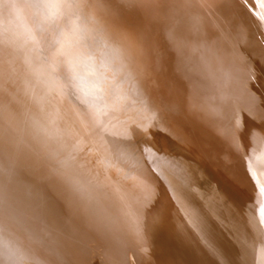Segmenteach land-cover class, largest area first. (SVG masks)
I'll use <instances>...</instances> for the list:
<instances>
[{
  "label": "bare ground",
  "instance_id": "1",
  "mask_svg": "<svg viewBox=\"0 0 264 264\" xmlns=\"http://www.w3.org/2000/svg\"><path fill=\"white\" fill-rule=\"evenodd\" d=\"M44 1L46 5L51 0ZM194 1H177L183 8L182 19L176 16L175 9L162 12L158 9L159 0H150L146 28L147 37L150 38L148 42L153 45L149 48L152 50L146 53V58L140 43L125 52V39H129L125 34L126 25L136 7V4H132L134 8L129 12L130 0H103L100 5H93L88 10L86 18L83 16L85 0H64L65 7L57 14L60 21L57 35H38L41 32L36 15L31 36L0 40L1 158L5 155L13 158L17 153L15 149L22 148L17 154L19 157L15 156L24 162L35 155L37 142L43 138L49 139L52 145L48 156L64 147L60 139L63 114L56 107L43 104L42 97L49 100V96L53 95L49 82L57 85V82L68 79L64 70L59 71L53 64L52 52L58 50L60 33L74 19L66 14L73 9V2L78 13H81L78 18L89 25L85 35V51L93 57L88 61L82 60L80 56L73 57L71 63L74 74L78 64L96 68L106 56L107 47H113L112 54L107 57L111 60V71L134 76L136 69L142 70L148 79V83L143 86L147 96L145 100L150 101L158 111L147 105L148 109L165 123L161 155L154 171L156 174L153 179L149 178L150 185L130 190L133 194H128L131 200L127 204L124 201L125 206L124 198L120 195L108 198L86 185L77 186L73 206L65 208L66 212H70L68 216L65 214V224L46 203L41 208L37 205L29 208L26 204L28 208L25 207L18 217L15 214L11 216V209L2 204L0 211L14 226L9 225L11 228L4 231L8 239L14 241L15 247L18 246L17 250H12L20 261L36 264L38 257H43L54 264H126L135 252L136 256L144 254L145 257L149 254L150 259L157 263L176 264L171 258L170 248L196 247L199 238L206 244L211 232L209 224L218 221L225 233L220 242L217 241L220 249H210L204 253L206 261L212 258L210 252L223 256L228 262L244 254L255 255L260 252L259 244L264 239V197L259 192L264 189V166H260L259 162V157L264 154V64L259 57L264 54V0H244L243 3L234 0L230 6H225V0H197L201 9ZM193 4L197 7L194 8ZM170 13L179 20L178 30L166 28L164 21L170 18ZM175 36L198 51L197 62L187 72L193 82L195 96L190 102L178 100L174 103L172 100L175 94H180L184 89L177 92L172 89L178 81L173 74V70L177 69L171 57L166 62L162 57L165 53L163 41L168 38L170 41ZM23 44L27 49L26 54L23 53ZM34 50L41 52L44 58L42 62ZM96 52L99 53L97 56ZM48 73L51 74V81L47 78ZM124 93L138 95L135 87L130 86H126ZM72 108L77 109V106ZM241 114L246 117L240 119L242 123L235 129V139L230 140L232 149L228 150L223 146L221 128L225 127V123L230 125L236 117L242 118L239 117ZM167 127L172 133H166ZM157 128L156 124L151 131L155 132ZM149 135L139 141L142 148L151 145L146 142ZM224 151L232 159L230 167L222 165L220 155ZM17 160L14 163L16 167ZM107 161H102L100 167L104 170L111 168L112 171L115 165ZM4 162L6 165L7 162ZM7 165L6 169L10 168ZM14 169L9 170L13 172ZM197 172L205 173L204 180L199 183L195 179ZM231 174L239 177L242 187L230 181ZM33 175H29V178ZM217 180L219 185L231 182L239 190L241 200L228 196L226 190H220ZM253 190L256 193L249 197ZM128 191L125 187V194ZM207 194L214 197L210 200L211 212L206 216L210 223L193 213L195 203L198 204L200 197ZM157 195L168 209L163 230L153 225L151 215L154 213H149ZM118 197L120 202L116 199ZM41 210L44 212L40 216ZM121 210L130 216L133 229L123 222L116 225L115 229L111 226L110 219L114 215H124ZM88 211H93L94 215L97 213L96 222L91 220V212ZM35 215H38L36 220L31 217ZM16 230L20 232L19 238L14 235ZM4 236V233L0 234L6 242ZM157 238L163 245L156 242ZM23 249L29 256L20 257ZM191 250L195 251L194 248Z\"/></svg>",
  "mask_w": 264,
  "mask_h": 264
},
{
  "label": "rangeland",
  "instance_id": "2",
  "mask_svg": "<svg viewBox=\"0 0 264 264\" xmlns=\"http://www.w3.org/2000/svg\"><path fill=\"white\" fill-rule=\"evenodd\" d=\"M51 1L45 5L44 0H31L33 4L38 5L35 8L36 15H38L37 25L39 31L41 32L38 35H45L48 33H51L52 35L58 34L57 27L60 21L59 18H57V14L63 9L54 4L53 0ZM63 1L64 0H62V2ZM102 1L103 0H85L83 16L86 18L88 10H90L93 5H100ZM177 1L178 0H159L158 9H161L162 12L168 10L171 12V10L175 9L174 12L176 13V16L178 15L183 19V8L179 6ZM194 2H196L198 8L201 9L200 3H198L197 0ZM132 4H136V7L134 9L133 15H131L126 25L125 34L126 38L129 39H125V52L134 44L140 43L143 48L144 57L146 58V53L148 54V52L152 50L149 48H151L150 46L153 45L148 42L150 38L147 37L148 35L146 28V23L148 20L146 19L148 15L147 12H150V0H130L128 8L131 9L129 12H132L134 8ZM73 5L74 6L71 12L66 13L70 19L78 18L81 15V13H78L75 2H73ZM196 5L194 6L193 4V7H197ZM170 14V18L164 21L166 28H171L172 31H174V29L178 30L177 23L179 20L174 19L172 16L174 15L173 13ZM32 34L33 32L31 33V30H29L25 36L29 37ZM24 45L25 44L22 45L24 48L23 53L26 54L27 49ZM112 48L113 47H107L106 56L103 57L96 68L86 66L85 64L76 65L77 67L75 70V76L78 79H81V90H77L75 87L71 86L68 79L67 81H59V83L57 82V85H55V83L53 84L49 82V89L53 95L49 96V100H47L45 97H42V102L46 106L48 105L49 107H56L64 115H62L63 125H61L60 130V139L63 141L64 145L62 149L53 151V153L48 156V152L52 145L49 139L43 138L37 142L35 147V155L28 157V160L25 159V163L23 161H21V163L16 159L19 157L17 154L22 150V148L15 149V151H17V153H15L17 157L15 155L12 156L13 158L10 157L11 161L13 159L12 162L9 160L10 155H8V157L6 155L5 157L2 156L3 158L0 157V163H2L0 164V175L2 176H0V207H2L1 205L4 204L5 207L11 209V216H14L13 214H15L16 217H18L19 213L25 211V207H27L26 204L29 205V208H31L33 205L42 207L44 206L43 204L46 203L47 206L51 207L57 212V215L64 221L65 224L67 222L65 214H67V216L70 214V212H66V210L73 206V202H75L74 195L76 194V188L79 185H86L108 198L120 195V197L125 199H123V205L124 201L127 204L128 201L131 200L129 195L133 193L132 191L130 193V190L142 189L145 188L146 185H150V180L153 179L154 175L156 174L154 171H156L157 159H159L161 155V140L165 133V123L154 113H152L150 111L151 109H148L147 105H149L150 108H155V110L158 111V108L152 106L153 104L150 101L145 100L147 96L143 91V86L148 83V79L144 77L142 70L139 71L136 69L134 76L124 72L115 74L113 71H111V60L109 58L107 59V57L112 54ZM162 49L165 52L162 56L164 61H168V59L171 57L174 67L177 69L176 71L173 70V74L178 81L176 83L174 82L175 84L173 85L172 89L176 92L179 89H184L180 94H175L176 97L172 98V100H174V103L178 100L185 102L193 101V98L195 97L192 90L193 82L187 75V72L190 70V68H192V66L195 65V62H197V49L193 46L191 47L182 40H178L177 36L172 37L170 41L169 38L166 41H163ZM34 52L36 56L41 57L39 58V61L42 62L44 58L41 52L39 50H34ZM62 53H64V49L62 47L59 49V51L57 50L56 52H52V62L55 67L59 69V71L64 69L63 67L57 66L55 58ZM95 54L97 56V52ZM85 69H87L91 75L88 78L83 79L81 74ZM47 78L50 79L49 81H51L50 73H48ZM126 86H130L132 88L135 87L138 95L132 96L129 93H124ZM214 104H216L215 101ZM74 105L77 106V109L72 108ZM211 106H213V104ZM239 117H242L241 120H244L246 115L241 114ZM238 119L239 118L236 117L235 121H231L235 125L232 123H230V125L225 123V127L221 128L222 130L220 133L223 138V146H225L228 150L232 149L230 140L232 141L235 139V129L240 127L239 123H242ZM236 122L238 123L236 124ZM156 124L158 128L155 129V132L151 131V129L156 126ZM230 126L231 128H229ZM166 130V133H172L168 127ZM148 134H150V137L146 142L151 145H149L147 148H142V145L139 144V141H141L143 137ZM150 146L152 147V150H149L151 149ZM164 151L166 150L164 149ZM226 152L227 151H224L222 155H220V157L223 159L222 165L230 167L232 159L230 156H227ZM259 158L261 159L259 161L261 163L260 166H264V154H262ZM4 160L7 162L6 165H10V168L6 169V165L3 164L5 163ZM16 160L18 163L17 167L14 164L16 163ZM107 160L115 165L113 166L112 171L111 168L104 170L100 167V163ZM30 166L32 170H30ZM19 167L21 168V171ZM11 168H15L13 172H11ZM17 170L19 173L22 171L24 173L22 172L19 174ZM27 170L30 171L28 172ZM30 172H33L32 174H34L32 178H29V175H32ZM204 172L195 173L196 183L204 180ZM12 173H15L16 175L13 174L15 177L13 176L11 178ZM19 175H23L24 177ZM25 175H28V178L27 176L25 178ZM10 178L12 181H10ZM3 180H6L7 184H5V181L3 182ZM2 183L5 185H2ZM219 183V180H217L216 184L219 185ZM125 187L127 191L129 189L126 194L124 192ZM219 187L220 190H226L228 196L240 199L238 194L239 190L235 188L231 182L220 184ZM2 190L3 192H1ZM259 192L264 197V189H260ZM255 193L256 191L253 190V192L249 194V197H252ZM120 197L116 198L118 202H120L118 200ZM200 198V202L198 204L195 203L193 213L200 219L201 217L206 219L208 213L211 212L210 200L214 197L210 194H207L202 195ZM43 210L39 211L40 216L43 214ZM1 211L0 234L4 233V237L7 239L6 242H4L3 238L0 237V264H2L5 255H7V257H9L14 262V264H25V262L20 261L21 259H18L14 253V250H12H17L18 246L15 247L13 243L14 241H12L10 238L8 239V236L4 230L14 226L10 225L12 223L7 220V216H5ZM121 211H123L124 217H118L114 215L110 219L111 226H113V229H115L116 225H120V223L123 222V224L127 223V225L133 229L132 223L130 224V216H127L124 210ZM90 212L91 211H88V213ZM96 215L93 214V211L90 213L91 220L94 222L97 221ZM37 216L38 215L31 217L36 220ZM207 222L209 221L207 220ZM208 228L211 230V235L209 234V242H206V244L202 238H199V240H197L198 244L195 245L196 247H193V245L192 247L175 246L170 248L171 258L173 259L174 263L197 264L199 261H206L203 256L206 251L210 249H220L217 241H219L221 236L225 233L222 232L224 230L223 226L220 225L218 221V223H210ZM19 233L20 232L16 230L14 235L19 238ZM156 242L161 243L159 238L156 239ZM259 246L260 252L258 254H244L239 259L230 261L229 264H264V239L261 240ZM192 248H194L195 251H198L199 253L191 250ZM25 252L23 249V254H21L20 257L22 256L23 258L25 255L29 256L27 251ZM143 255L144 254H142V256H131L126 264H138V261L140 260H143L144 264H161L154 262L153 259H150L151 257H149V254L145 255V257ZM38 259V261H35L36 264H54L49 259L47 260L43 257H38ZM31 264L35 263L32 262Z\"/></svg>",
  "mask_w": 264,
  "mask_h": 264
},
{
  "label": "clouds",
  "instance_id": "3",
  "mask_svg": "<svg viewBox=\"0 0 264 264\" xmlns=\"http://www.w3.org/2000/svg\"><path fill=\"white\" fill-rule=\"evenodd\" d=\"M53 3L61 9L65 7L62 0H53ZM36 7L37 5L33 4L31 0H0V40L25 36L32 29L36 20ZM88 30L87 22H81L79 18H74L62 30L57 42L58 51L62 47L64 53L58 55L55 62L58 67H63L69 84L77 90H81L82 82L75 76L71 60L75 56H80L84 61L93 58L85 51V35ZM5 55H7V51H5ZM90 75L91 73L87 69L81 74L83 79ZM2 264H14V262L5 255Z\"/></svg>",
  "mask_w": 264,
  "mask_h": 264
},
{
  "label": "snow or ice",
  "instance_id": "4",
  "mask_svg": "<svg viewBox=\"0 0 264 264\" xmlns=\"http://www.w3.org/2000/svg\"><path fill=\"white\" fill-rule=\"evenodd\" d=\"M234 0H225V6H230L231 3H233ZM244 0H241V3H243ZM260 62L262 64H264V54H261V56L259 57ZM247 152V149L245 148V154ZM227 171V169H226ZM230 181L237 186H243L239 177L236 176L235 174H231L230 175ZM226 199V197H225ZM149 213L152 214L151 215V219H152V223L153 225L159 229V230H163L166 227V221H167V217H168V209L166 207V205L161 202L159 200V196L157 195L156 199L153 201L152 207L149 209ZM133 255L135 256L136 253L133 252ZM210 257H212L211 259H209L208 261H199L197 262V264H229L228 261L225 260V258L223 256L220 255H216L214 252H210L209 253ZM138 264H144L143 260L138 261Z\"/></svg>",
  "mask_w": 264,
  "mask_h": 264
},
{
  "label": "water",
  "instance_id": "5",
  "mask_svg": "<svg viewBox=\"0 0 264 264\" xmlns=\"http://www.w3.org/2000/svg\"><path fill=\"white\" fill-rule=\"evenodd\" d=\"M233 118V117H232ZM240 119H242V118H239L238 120L240 121ZM228 126V125H227Z\"/></svg>",
  "mask_w": 264,
  "mask_h": 264
}]
</instances>
